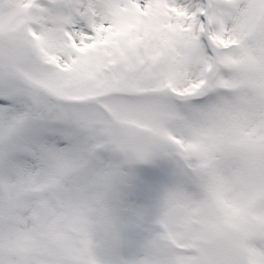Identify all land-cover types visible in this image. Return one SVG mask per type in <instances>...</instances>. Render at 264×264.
Listing matches in <instances>:
<instances>
[{"label": "snow or ice", "instance_id": "6c2138e0", "mask_svg": "<svg viewBox=\"0 0 264 264\" xmlns=\"http://www.w3.org/2000/svg\"><path fill=\"white\" fill-rule=\"evenodd\" d=\"M0 264H264V0H0Z\"/></svg>", "mask_w": 264, "mask_h": 264}]
</instances>
